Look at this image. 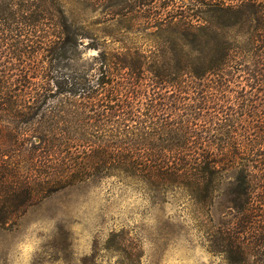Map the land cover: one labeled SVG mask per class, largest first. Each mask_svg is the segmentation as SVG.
Returning <instances> with one entry per match:
<instances>
[{"label":"trees","instance_id":"1","mask_svg":"<svg viewBox=\"0 0 264 264\" xmlns=\"http://www.w3.org/2000/svg\"><path fill=\"white\" fill-rule=\"evenodd\" d=\"M69 1L97 17L0 0V221L91 178L179 179L224 197L210 249L264 264V0Z\"/></svg>","mask_w":264,"mask_h":264},{"label":"rangeland","instance_id":"2","mask_svg":"<svg viewBox=\"0 0 264 264\" xmlns=\"http://www.w3.org/2000/svg\"><path fill=\"white\" fill-rule=\"evenodd\" d=\"M65 3L75 21L97 17ZM94 52L84 49L85 56ZM4 157L22 171L31 169L26 157ZM222 172L221 187L227 180ZM187 189L179 179L156 186L113 174L55 190L13 220L0 221V264H228L209 247L212 229L227 217L223 195L200 202ZM130 250H140L139 259Z\"/></svg>","mask_w":264,"mask_h":264}]
</instances>
